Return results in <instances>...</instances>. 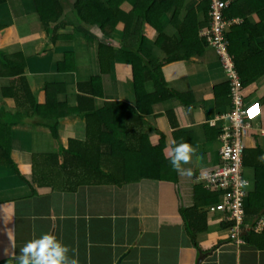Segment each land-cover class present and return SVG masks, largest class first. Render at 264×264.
Returning <instances> with one entry per match:
<instances>
[{
	"label": "crops",
	"instance_id": "0c3cea01",
	"mask_svg": "<svg viewBox=\"0 0 264 264\" xmlns=\"http://www.w3.org/2000/svg\"><path fill=\"white\" fill-rule=\"evenodd\" d=\"M72 1L61 0L66 17L59 23L69 22L66 26L71 25L73 32L70 33L74 39L70 41L59 38L54 43L40 29L38 21H35V12L30 11L28 4L30 2L33 7L32 0H6L0 7V10L5 7L3 14L0 12V26L3 27L0 30V51H5L8 58L19 53L23 56L24 75L34 94L41 90L43 85L39 84L46 81L49 83L53 79L57 65L66 52H72L75 58L76 54L79 56L78 51L81 49L93 52L92 68L76 72L75 63L72 62L74 58L71 57L72 64L63 69L60 79L70 85L74 92L77 84L86 83L96 75L94 51L102 37L96 38L87 27L76 24ZM126 1L130 5L136 2ZM198 2L192 0L187 7H195ZM200 18L201 15L196 16V21ZM230 21H233V25H239L242 19L232 18ZM247 21L251 25L257 23L253 15L248 16ZM133 29L134 25L131 31ZM67 30L70 31L69 27ZM142 33L146 35L145 28ZM90 34L93 35L91 39ZM147 39L148 43L143 47L151 51L153 41L151 37ZM103 40L109 45V40L113 39ZM256 41L263 42L264 34L259 35ZM243 42L246 43V40ZM175 55H179V61L165 64L162 74L167 89L186 98L185 104L175 98H161L162 103L157 104L152 113L146 114V105L139 98L141 92L138 89L137 95L135 94L133 76L125 60L111 64V74L102 76L100 86H92V92L100 103L117 102L123 105V109L136 110L142 117L143 134L147 136L151 146L159 145L164 138L166 148L162 151V162L165 163L163 168L172 169L169 164L172 149L169 147L192 136L196 141L194 151L189 163L183 167L199 173L197 180L201 181L204 177L202 175L214 169L218 159V135L226 121L219 120L214 128L207 124L215 115L229 109L227 79L211 48L205 47L202 52L196 48L190 54L181 48ZM184 55L190 57L184 58ZM17 63L20 62L17 60ZM259 69L261 67H256L257 71ZM42 76H48V79H41ZM6 85L7 80L0 78V88ZM153 90V84L148 83L146 95L152 94ZM160 94L162 93L155 94L154 97L158 98ZM241 95L247 107V122L252 130L256 129L259 133L257 137L253 136V132L247 134L250 140L245 142V147L253 149L259 145L264 156V132L260 134L264 130V76L243 87ZM69 101L72 102L73 99L69 97ZM0 110L11 114L16 108L13 101L0 99ZM169 110L176 121V130L172 128L166 114ZM65 123L59 136L71 131L74 138L82 137L81 122L76 126L74 116ZM10 127L8 141L11 159L22 171L27 163L26 157L28 159L34 149H42V143L51 142V147L57 150L56 141L49 139L47 133H32L27 128L28 125L22 123ZM161 134L163 138H160ZM33 135L36 136L34 139ZM150 159L154 161L153 158ZM194 178L190 176L181 179V183L184 182L186 186L181 187L180 191H184L189 199L192 198V188L187 184L197 182L192 181ZM178 209V191L171 182L132 180L120 187H81L74 194L55 192L31 197L30 189L15 175L13 169L0 165V217L7 219L8 225L5 230H0L4 234V237L0 236V264H14V257L19 254L20 248L43 233L53 235L67 245L70 249L69 256L76 258L78 264H197L201 256L198 264H264V250H256L254 246L244 242H228L229 236L221 235L217 228V221L222 220L220 215L213 214L210 217L207 231L197 237L198 244L194 245L184 231ZM249 224L248 220L246 225Z\"/></svg>",
	"mask_w": 264,
	"mask_h": 264
},
{
	"label": "trees",
	"instance_id": "16d2710c",
	"mask_svg": "<svg viewBox=\"0 0 264 264\" xmlns=\"http://www.w3.org/2000/svg\"><path fill=\"white\" fill-rule=\"evenodd\" d=\"M191 1L136 0L130 5L126 0H77L72 7L76 24L87 27L96 38H102L94 51L96 75L86 83L77 84L75 92L61 79L54 82L56 76L62 77L68 57L75 58L72 52L63 54L53 79L49 83L46 81L41 90L34 94L24 75L23 56L19 53L8 58L0 51V78L7 80V85L0 88V99L13 101L16 108L11 114L0 110V165L13 169L15 175L30 189L31 197L55 192L74 194L81 187H120L132 180L171 182L178 191V212L184 231L194 245L198 244L197 237L205 234L210 217L216 214L210 209L230 192L229 186L217 190L204 189L205 178L213 174L221 164L219 158L214 169L202 175L204 177L201 181L197 180L200 174L190 169L191 176L195 177L192 181L197 182L187 184L192 188V198L189 199L184 191H180L181 187L186 186L184 182L181 183L182 177L174 169L163 168L165 163L162 151L166 148L163 144L164 136L161 134L160 138L163 140L159 145L151 146L149 139L143 134L142 117L136 110L123 109V105L117 102L100 103L92 92V86H100L102 76L111 74V64L125 60L133 76L135 94L137 95L138 89L141 92L139 98L146 105V114L152 113L154 107L162 103L161 98H175L185 104L186 98L167 89L162 67L179 61V55L175 54L181 48L190 54L196 48L202 52L207 46L204 39L198 37V32L208 26L209 0H198L195 7H187ZM222 1H229L222 12L223 20L242 19L239 25H231L226 29L225 37L229 43L228 54L243 90V87L264 76V41H256L259 35L264 34V0ZM5 3L6 0H0V7ZM32 3L40 29L48 34L51 42L54 43L59 38L70 41L74 39L71 25L66 26L69 22L59 24L66 17L61 0H32ZM248 7L251 8L246 10ZM198 15L201 18L197 22ZM250 15L257 19L254 25L247 21ZM133 25L134 29L131 31ZM159 26L161 32L156 29ZM2 28L0 26V30ZM143 28L148 30L147 35L142 33ZM167 28L173 32L167 33ZM155 32L158 34L152 40L153 48L149 51L143 45L148 43L146 39ZM93 35L90 34L89 39ZM104 38H112L113 44L104 43ZM15 56L18 58H14ZM189 57L190 55H184V58ZM256 67L261 69L257 71ZM148 83H152L154 87L150 95H146ZM227 84L226 93L229 95L230 85L228 82ZM72 92L74 97L70 102ZM158 93L162 94L158 98L154 97ZM166 114L172 128L176 130L172 111L169 110ZM72 116H76L81 122V138L68 137L66 145L59 144L57 150L52 147L53 150L46 153L42 149L31 152L28 156L31 158L30 162L25 164L24 171L15 166L8 141L11 125L27 124L32 133H47L49 139L58 142L60 123ZM35 137L32 136L33 139ZM188 138L184 142L194 147L195 139L192 136ZM174 146L172 144L169 148ZM261 156L263 154L259 145L253 149L245 147L242 160L243 174L250 182L243 202V224L246 229L241 237L245 244L254 246L256 250H264V227L260 231L255 229L259 221H264V160L260 159ZM242 177L245 178L244 175ZM183 199L186 201L182 203ZM218 215L222 219L217 221L218 230L229 234L234 223L225 221L221 213ZM248 220L249 226L246 225ZM228 236L229 242L231 239Z\"/></svg>",
	"mask_w": 264,
	"mask_h": 264
},
{
	"label": "built area",
	"instance_id": "2783aa9c",
	"mask_svg": "<svg viewBox=\"0 0 264 264\" xmlns=\"http://www.w3.org/2000/svg\"><path fill=\"white\" fill-rule=\"evenodd\" d=\"M228 3L229 1L209 0L208 26L199 31V37L204 39L206 47L211 48L217 56L220 67L230 85L229 98L234 105L232 112L226 117L230 122V129L235 143L234 145L231 144L232 146L225 144L219 149V161L221 164L213 174L205 178L204 189L209 190L212 188L217 190L230 187V192L226 193L221 201L216 206H213L210 211L212 213H221L225 221L234 223V226L229 229L230 239L235 244H242L241 235L246 229L243 224L245 219L243 202L247 197L246 188L249 186L250 181L242 177L244 174L238 176L231 165L222 159L236 161L239 158L240 150L236 147V141L240 135L243 120L248 123V112L241 95V84L228 54L229 43L225 37L226 29L233 25V21H225L222 16L223 9ZM235 102H239V104ZM222 128L226 130L224 126ZM263 227L264 221H259L255 229L260 231Z\"/></svg>",
	"mask_w": 264,
	"mask_h": 264
},
{
	"label": "rangeland",
	"instance_id": "374dc122",
	"mask_svg": "<svg viewBox=\"0 0 264 264\" xmlns=\"http://www.w3.org/2000/svg\"><path fill=\"white\" fill-rule=\"evenodd\" d=\"M76 1L77 0H73L72 1V4H74ZM28 4H29V7H30V11L33 12V7L31 5V3L28 2ZM4 11H5V7L1 8V10H0L1 14H3ZM35 21H37V19H35ZM59 24H62V23H59ZM156 29L158 30V32H161L160 26L159 27H156ZM166 32L169 33V34H171L173 31L170 28H167L166 29ZM148 33L149 32L147 30L145 34L147 35ZM157 34H158L157 32L152 33L149 37H151L152 40H153ZM149 41L151 42V39ZM109 43H110L109 45H112L113 44V40H109ZM11 49L14 50V47H12ZM1 52H3V53L6 54L5 51H1ZM78 53H79V56L77 58L72 59V62L74 61V63H75L74 64V70L76 72H83L84 70H86V68H92V55H93V52H88L86 49H81V50L78 51ZM12 54H14V53H12ZM26 56L27 55H25V57ZM68 61H69V63L67 65L70 66L72 64L71 57L70 56H69V60H67V62ZM65 68H68V66L67 67L64 66V69ZM41 79L47 80L48 79V76H42ZM49 79H51V77ZM59 80H60V77L59 76H56L54 82H58ZM41 85H43V84H39V86H41ZM73 97H74V92H72V94H71V98H73ZM5 100H6V98H5ZM1 101H3V100H1ZM235 103L239 104V102H235ZM233 107H234V105L230 102L228 111H225V113H221V114L215 115L214 118L213 119L211 118V121H209L208 124H207L210 127L214 128V127H216L217 122L219 120L223 119V120L226 121V124L224 125V128L226 130H223V128L220 129V133L218 135V142L220 143L219 149H221L225 144H228V145H231L232 144V145H234V143H235V140L233 139V135H232L231 129H230L231 128L230 122H229V120L226 117L229 113L232 112ZM75 123L77 124L76 126L79 125L78 124L79 123V119L76 116H75ZM65 125H66L65 122L60 123V129L63 128ZM222 126H223V124L220 127H222ZM22 131H25V130L22 129ZM263 132H264V130H261L260 131V134L263 133ZM251 133L253 134L254 137H257L259 135L258 130H256V129L255 130H252L250 128L249 124L246 123L245 120H243V124H242L241 130H240V135L238 137V140L236 141L237 142L236 147L240 150V156H239V158L236 161H230V160H226V159L222 158L224 161H226L227 163H229L231 165L233 171L238 176H242V174L244 172V167H243V163H242V160H243V152H244L245 146H246L245 145V142H247L248 140H250V137H248L247 134L250 135ZM71 136H74V133L71 132V131H67V132L61 133L60 136H59L58 142H56L57 148L59 147L58 146L59 144L62 145V146L66 145V139L68 137H71ZM41 146H42V150L44 152H48L49 150L50 151L53 150L52 147H51V142L50 143L49 142H44V143H42ZM21 152H23V151H21ZM32 152H38V149H34ZM18 153H20V152H18ZM15 157H16V153H15ZM17 157H18V155H17ZM218 158H219V152H218ZM30 159L31 158H28L27 159V157H26V160L25 161L30 162ZM18 164H20V163L18 162ZM250 177H251V175L249 176V178ZM184 200L185 199L181 200V202L183 203ZM2 219H3V221H2ZM6 220L2 216L0 217V226H1L0 227V230H5L6 228H8V225H7V221ZM221 235L222 236H228L229 234L228 233H222ZM0 236L1 237H4V234L0 232Z\"/></svg>",
	"mask_w": 264,
	"mask_h": 264
},
{
	"label": "clouds",
	"instance_id": "9594fccd",
	"mask_svg": "<svg viewBox=\"0 0 264 264\" xmlns=\"http://www.w3.org/2000/svg\"><path fill=\"white\" fill-rule=\"evenodd\" d=\"M193 151L191 145L181 141L169 153V164L179 176L190 177L192 175L191 171L183 166L189 163ZM260 159L264 160V156H261ZM244 177L248 179L245 173ZM214 215H218V213ZM231 242L233 241L231 240ZM69 252L70 249L67 245H64L53 235L43 233L38 238L27 241L20 248L19 254L14 257V264H78L76 258L69 256Z\"/></svg>",
	"mask_w": 264,
	"mask_h": 264
},
{
	"label": "water",
	"instance_id": "95a60500",
	"mask_svg": "<svg viewBox=\"0 0 264 264\" xmlns=\"http://www.w3.org/2000/svg\"><path fill=\"white\" fill-rule=\"evenodd\" d=\"M201 258H202V256L199 257V259H198V261H197V264L201 261ZM117 264H119V263H117Z\"/></svg>",
	"mask_w": 264,
	"mask_h": 264
}]
</instances>
